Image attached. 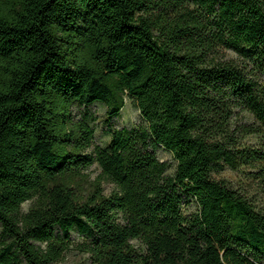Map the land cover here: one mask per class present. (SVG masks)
<instances>
[{"label":"trees","instance_id":"1","mask_svg":"<svg viewBox=\"0 0 264 264\" xmlns=\"http://www.w3.org/2000/svg\"><path fill=\"white\" fill-rule=\"evenodd\" d=\"M126 98L144 125L116 126ZM261 98L264 0H0V264H57L75 233L81 264H264Z\"/></svg>","mask_w":264,"mask_h":264},{"label":"rangeland","instance_id":"2","mask_svg":"<svg viewBox=\"0 0 264 264\" xmlns=\"http://www.w3.org/2000/svg\"><path fill=\"white\" fill-rule=\"evenodd\" d=\"M105 109L106 108L103 104H97L96 106L91 108V114L97 111L104 112ZM105 122L106 120L101 121L100 126H98L95 131L96 132L98 131V133L100 134L99 137H97L96 135V139L99 138L101 140H105L107 143L110 139V136L104 131L103 125H105L104 124ZM145 123L146 122L141 117V114L134 101L131 100L130 98H126L125 108L122 110L119 118L115 120L116 126L118 128H125L133 125H144ZM247 143L253 147H259L255 139L251 138L247 140ZM158 157L162 162L169 163L172 169L176 167V161L171 152H168L164 149H160L158 151ZM90 173L92 174L93 177H96L99 174L98 168L97 167L92 168L90 170ZM218 179L229 181L235 187H241V188L244 187L250 192L251 195L257 196V193L259 192L258 183L255 180H253L251 177H248L247 175L244 176L242 174H238L230 170H226L222 175L218 177ZM104 187L107 195L110 194L111 191L113 190V186L111 185L105 184ZM259 201H260L259 205L261 207H264V197H261ZM193 206H191L190 208H192ZM80 241L81 238H79V236L75 233L73 237V246L70 252H68L63 258V260H61L57 264H81L84 260V257L79 253L77 249V246L80 243Z\"/></svg>","mask_w":264,"mask_h":264},{"label":"clouds","instance_id":"3","mask_svg":"<svg viewBox=\"0 0 264 264\" xmlns=\"http://www.w3.org/2000/svg\"><path fill=\"white\" fill-rule=\"evenodd\" d=\"M196 67H200V65H197ZM73 75L75 76L76 73H73ZM200 75L202 77H207V78H214V77L218 78L216 76V74H212V73H200ZM235 83H236L235 80H232L230 78H225L224 79V83L221 86L227 88L229 86H234ZM244 94L246 95V93H244ZM95 98L96 99H100L99 96H97ZM249 103H255V101L254 100L253 101H249ZM261 103H264V98H261ZM108 111H109V109H105L104 112H99V111L94 112V113H92L89 116L87 122L81 121V124H83V127L87 128L88 129V133L91 134V133H93L94 130L97 129L98 126H100L101 121L107 119V115L106 114H107ZM112 115L115 116V112H113ZM109 123H112V121H109ZM103 127H104V131L107 132L108 131V125L105 124V125H103ZM75 132H76V135H75L74 140H73V146H76V145L86 146V145L89 144V140L91 139V136L90 135H85L82 128L77 127L75 129ZM96 135H97V137H99L100 134L98 133V131L96 132ZM105 147H106V141L97 138V139L92 141L91 145L87 148V151L93 152V150H95L93 152V155H96L97 158L99 159V153ZM78 150H83V149H78ZM71 159H72V157H69L68 159H66L63 162V164L61 165V167L69 166V161ZM75 161H76L77 164H81V163L86 162L84 156H77L75 158ZM58 170H59L58 168H51V171H53V172L58 171Z\"/></svg>","mask_w":264,"mask_h":264}]
</instances>
